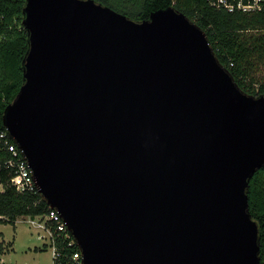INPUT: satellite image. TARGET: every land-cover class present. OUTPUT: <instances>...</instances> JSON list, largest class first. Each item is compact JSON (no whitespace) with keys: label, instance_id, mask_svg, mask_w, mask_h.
<instances>
[{"label":"water","instance_id":"water-1","mask_svg":"<svg viewBox=\"0 0 264 264\" xmlns=\"http://www.w3.org/2000/svg\"><path fill=\"white\" fill-rule=\"evenodd\" d=\"M24 82L3 122L83 264H261L248 187L264 95L170 6L27 0Z\"/></svg>","mask_w":264,"mask_h":264},{"label":"trees","instance_id":"trees-1","mask_svg":"<svg viewBox=\"0 0 264 264\" xmlns=\"http://www.w3.org/2000/svg\"><path fill=\"white\" fill-rule=\"evenodd\" d=\"M115 10L142 21L158 9L170 6L186 14L203 28L220 63L226 67L241 89L264 95V11L229 12L212 6L209 0H99ZM117 1V2H116ZM27 0H0V131L5 108L17 96L24 82L23 60L29 48V36L23 26ZM250 211L258 222L261 237V264H264V166L256 171L248 187ZM50 205L39 192H18L8 184L0 192V221L12 223L23 216L44 215ZM60 255L57 264H71V254L79 246L68 247L57 237ZM45 248L47 247L44 244Z\"/></svg>","mask_w":264,"mask_h":264},{"label":"built area","instance_id":"built-area-1","mask_svg":"<svg viewBox=\"0 0 264 264\" xmlns=\"http://www.w3.org/2000/svg\"><path fill=\"white\" fill-rule=\"evenodd\" d=\"M209 2L212 6L229 12L264 11V0H209ZM8 184L20 193L38 192V185L29 161L6 128L0 131V192L4 191ZM23 217H26L25 221L39 228L40 238L51 239V244L46 245H51L54 249L53 264H57L60 255L57 237H63V243L68 247L77 244L67 222L56 208L50 207L49 212L44 215ZM82 259L80 248L71 254V264H83Z\"/></svg>","mask_w":264,"mask_h":264},{"label":"rangeland","instance_id":"rangeland-1","mask_svg":"<svg viewBox=\"0 0 264 264\" xmlns=\"http://www.w3.org/2000/svg\"><path fill=\"white\" fill-rule=\"evenodd\" d=\"M263 75L264 68L260 70L258 77ZM25 220L26 217L19 218L16 227L12 223L0 221V241L3 239L6 241L4 248L13 241V249L0 254V264L4 262L7 264H53L54 249L51 245H47L46 248L44 246V244H51V239L40 238L39 228ZM35 247L40 249L36 250Z\"/></svg>","mask_w":264,"mask_h":264},{"label":"crops","instance_id":"crops-1","mask_svg":"<svg viewBox=\"0 0 264 264\" xmlns=\"http://www.w3.org/2000/svg\"><path fill=\"white\" fill-rule=\"evenodd\" d=\"M14 226V225H13ZM14 227H16V224H15V226ZM1 240V239H0ZM6 241H5V239H3L2 241H0V254H4V252H6V251H9V250H11V249H13V241H10L8 244H7V248H4L5 246V243ZM6 249V250H5ZM35 249L36 250H38V249H40L39 247H35ZM3 264H7V263H3Z\"/></svg>","mask_w":264,"mask_h":264}]
</instances>
